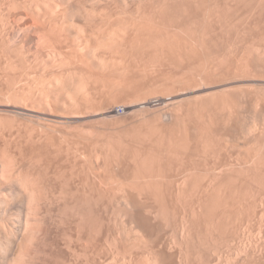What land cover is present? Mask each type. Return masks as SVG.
I'll return each mask as SVG.
<instances>
[{"label": "rangeland", "instance_id": "obj_1", "mask_svg": "<svg viewBox=\"0 0 264 264\" xmlns=\"http://www.w3.org/2000/svg\"><path fill=\"white\" fill-rule=\"evenodd\" d=\"M0 264H264V0H0Z\"/></svg>", "mask_w": 264, "mask_h": 264}, {"label": "bare ground", "instance_id": "obj_2", "mask_svg": "<svg viewBox=\"0 0 264 264\" xmlns=\"http://www.w3.org/2000/svg\"><path fill=\"white\" fill-rule=\"evenodd\" d=\"M83 85H84V84H82V85L78 86V89L80 88L79 90H81L82 88H84V89H82V90H84V91H85V89H86V88H85V86H84V87H82ZM82 90L80 91V94H81ZM84 91H83V92H84ZM72 98H73L72 96H71V98L69 97V99H70V100H71ZM73 100H74V99H73ZM26 225H27V226H26V227H27V229H26V230L28 231V230H29V224H28V222H27V224H26Z\"/></svg>", "mask_w": 264, "mask_h": 264}, {"label": "built area", "instance_id": "obj_3", "mask_svg": "<svg viewBox=\"0 0 264 264\" xmlns=\"http://www.w3.org/2000/svg\"><path fill=\"white\" fill-rule=\"evenodd\" d=\"M118 112H119V113H123L124 110L120 108V109L118 110Z\"/></svg>", "mask_w": 264, "mask_h": 264}]
</instances>
